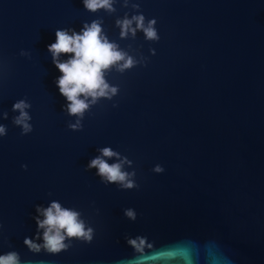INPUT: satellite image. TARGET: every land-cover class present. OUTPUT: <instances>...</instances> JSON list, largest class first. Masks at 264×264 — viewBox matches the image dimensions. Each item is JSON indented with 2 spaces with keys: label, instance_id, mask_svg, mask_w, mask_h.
Instances as JSON below:
<instances>
[{
  "label": "water",
  "instance_id": "95a60500",
  "mask_svg": "<svg viewBox=\"0 0 264 264\" xmlns=\"http://www.w3.org/2000/svg\"><path fill=\"white\" fill-rule=\"evenodd\" d=\"M141 10L156 18L158 42L142 32L119 39L116 17L88 13L82 0H0V110L8 112L0 119L8 129L0 139V253L16 250L32 264H127L138 255L145 259L137 264H264V0H142ZM97 15L142 62L110 73L118 95L70 131L76 118L64 110L47 46L57 29L79 32ZM21 98L32 105L26 136L12 124ZM104 147L132 161L125 170H135L138 189L106 186L87 169ZM53 200L83 213L91 243L73 240L54 255L27 249L35 207ZM137 235L151 245L143 253L126 243Z\"/></svg>",
  "mask_w": 264,
  "mask_h": 264
},
{
  "label": "clouds",
  "instance_id": "9594fccd",
  "mask_svg": "<svg viewBox=\"0 0 264 264\" xmlns=\"http://www.w3.org/2000/svg\"><path fill=\"white\" fill-rule=\"evenodd\" d=\"M82 3L83 9L93 15L103 12L106 16H115L114 26L119 30V39H135L137 32H142L147 41L158 42L160 39L156 28L157 20L143 14L142 0H82ZM120 8L131 11L117 16ZM104 23V16L97 15L91 21L83 22L79 32L70 28L57 29L55 42L47 46L54 66L61 73L55 84L67 101L64 110L69 116L76 118L75 122L67 124L70 131H82L85 114L91 107L102 99L111 101L118 95L119 86L112 85L107 78L110 73L115 71L123 74L142 62L121 48L117 40L110 38ZM150 52L155 54L154 49ZM20 55L29 56V53L21 50ZM65 56L67 58L62 59ZM112 106L115 108L118 104ZM31 107L26 98L18 99L12 105V111L17 113L12 118V124L21 129V136H26L34 130L29 111ZM0 119H8V112L0 110ZM7 134V126L0 124V139ZM99 152L100 155L89 162L87 169H96L101 183L106 186L116 184L121 190L139 188L135 180V170H125V165L131 167L132 161L110 147H104ZM114 157L116 162L110 164L108 160ZM21 167L26 171L28 165ZM153 171L159 174L164 168L158 164ZM35 212L33 220L36 223V233L34 237H25L23 241L32 253H40L43 250L48 254H59L67 251L73 240L91 243L94 239V228L76 208L64 207L60 202L53 200L47 207L37 205ZM124 215L132 222L137 219V213L132 208L125 209ZM125 240L136 253H143L145 247H151L147 237L142 235L134 238L126 236ZM3 243L7 241H0V246ZM9 247L11 248V245ZM215 253L221 260L228 259L226 251L222 248L215 247ZM143 259V255H138L134 261H128L127 264H137ZM0 264H32V261L22 259L16 250H9L0 253Z\"/></svg>",
  "mask_w": 264,
  "mask_h": 264
}]
</instances>
